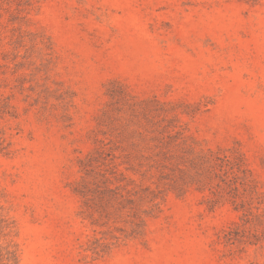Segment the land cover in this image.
Instances as JSON below:
<instances>
[{
  "label": "rangeland",
  "instance_id": "rangeland-1",
  "mask_svg": "<svg viewBox=\"0 0 264 264\" xmlns=\"http://www.w3.org/2000/svg\"><path fill=\"white\" fill-rule=\"evenodd\" d=\"M0 264H264V0H0Z\"/></svg>",
  "mask_w": 264,
  "mask_h": 264
}]
</instances>
